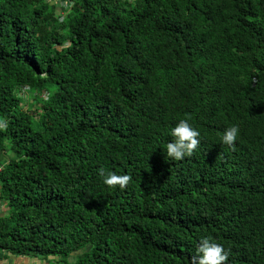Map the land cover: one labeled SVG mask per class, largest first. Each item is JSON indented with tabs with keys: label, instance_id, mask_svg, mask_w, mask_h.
I'll return each mask as SVG.
<instances>
[{
	"label": "trees",
	"instance_id": "16d2710c",
	"mask_svg": "<svg viewBox=\"0 0 264 264\" xmlns=\"http://www.w3.org/2000/svg\"><path fill=\"white\" fill-rule=\"evenodd\" d=\"M66 1L0 0L2 257L264 264V0Z\"/></svg>",
	"mask_w": 264,
	"mask_h": 264
},
{
	"label": "clouds",
	"instance_id": "9594fccd",
	"mask_svg": "<svg viewBox=\"0 0 264 264\" xmlns=\"http://www.w3.org/2000/svg\"><path fill=\"white\" fill-rule=\"evenodd\" d=\"M238 126L227 127L221 137L223 144L232 145L237 138ZM172 140L166 144V154L174 160H181L185 156L192 154L193 150L199 144L198 137L200 133L192 127L188 120L180 119L170 129ZM0 158V165L4 163ZM102 182L108 186L123 188L127 185L130 177L127 174L117 175L113 172L99 171ZM228 251L219 243L212 241L209 237H201L196 247V255L192 257L191 264H225L228 259Z\"/></svg>",
	"mask_w": 264,
	"mask_h": 264
},
{
	"label": "crops",
	"instance_id": "0c3cea01",
	"mask_svg": "<svg viewBox=\"0 0 264 264\" xmlns=\"http://www.w3.org/2000/svg\"><path fill=\"white\" fill-rule=\"evenodd\" d=\"M4 209V205H2V203H0V214L2 213ZM1 258L3 259L2 255H0V264H20L21 261L18 260V258H20V260L24 261L26 264H50L53 263V261L49 260V261H45L42 259H38V258H31V257H25V256H15V255H9L6 256L5 260L1 261Z\"/></svg>",
	"mask_w": 264,
	"mask_h": 264
},
{
	"label": "rangeland",
	"instance_id": "374dc122",
	"mask_svg": "<svg viewBox=\"0 0 264 264\" xmlns=\"http://www.w3.org/2000/svg\"><path fill=\"white\" fill-rule=\"evenodd\" d=\"M63 1H64V0H63ZM52 2L54 3V1H52ZM7 155H9V156H7ZM10 156H11V154H9V153H6V154H5V153H4V154L2 153V154H1V157H2L3 161H6ZM0 253H1V252H0ZM2 260H5V258H4V257H3V259L1 258V261H2ZM18 260L21 261L20 264H26L24 261L20 260V258H18ZM56 263H57V262H56ZM50 264H55V262L50 263ZM57 264H65V263H63V262H59V263H57Z\"/></svg>",
	"mask_w": 264,
	"mask_h": 264
},
{
	"label": "built area",
	"instance_id": "2783aa9c",
	"mask_svg": "<svg viewBox=\"0 0 264 264\" xmlns=\"http://www.w3.org/2000/svg\"><path fill=\"white\" fill-rule=\"evenodd\" d=\"M54 1V3L61 5V6H66L67 5V1L66 0H52ZM2 169V165H0V170ZM0 255H2V253H0Z\"/></svg>",
	"mask_w": 264,
	"mask_h": 264
}]
</instances>
